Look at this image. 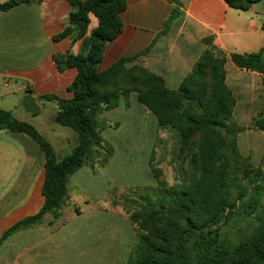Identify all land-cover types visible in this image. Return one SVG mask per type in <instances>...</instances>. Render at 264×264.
I'll return each mask as SVG.
<instances>
[{
    "label": "crops",
    "instance_id": "obj_1",
    "mask_svg": "<svg viewBox=\"0 0 264 264\" xmlns=\"http://www.w3.org/2000/svg\"><path fill=\"white\" fill-rule=\"evenodd\" d=\"M178 1L180 15L169 20L176 6L168 0H126L120 14L121 33L106 44L98 72L108 70L122 58L136 56L127 67L140 66L161 77L167 89L177 90L206 50L203 39L211 37L212 46L225 54L224 84L235 99L233 121L238 127L249 128L258 114H264L263 76L238 68L230 54L264 49V0L247 11L230 8L224 0ZM70 11L65 0H25L0 10V110L34 126L52 145L58 159L70 154L77 145V136L69 128L53 124L56 105L38 97L55 94L70 99L74 95L68 87L77 70L69 67L60 71L54 61L57 56L82 51V40L76 39V33L54 40L68 25ZM89 19L87 35L97 26L92 14ZM262 58L264 61V51ZM27 95L40 108L37 115L24 111L22 101ZM127 99L121 98L114 109H146L138 103L136 93H130ZM254 139L263 146L258 151L252 144ZM237 141L242 155L251 157L255 167L264 168V132L248 129L237 135ZM44 165L43 152L28 135L0 129V237L42 208ZM98 171L85 165L71 175L68 198L57 216L48 213L39 224L9 235L0 243V264L99 263V255L94 254L101 233L97 220L101 209L111 215L109 198L104 202L108 208L95 209V199L79 181Z\"/></svg>",
    "mask_w": 264,
    "mask_h": 264
},
{
    "label": "trees",
    "instance_id": "obj_2",
    "mask_svg": "<svg viewBox=\"0 0 264 264\" xmlns=\"http://www.w3.org/2000/svg\"><path fill=\"white\" fill-rule=\"evenodd\" d=\"M65 1L71 6L68 25L54 40L76 33V39L82 40V51L77 55L69 53L57 56L54 61L60 71L69 67L77 70L76 77L68 87L74 95L70 99H64L55 94H46L39 96L38 100L56 105L54 124L71 128L78 137V144L69 155L58 159L52 145L34 126L15 119L11 112L0 110V129L28 135L45 158L42 208L36 215L24 218L6 230L0 237V243L18 230L39 224L48 213L56 217L68 198L67 184L70 176L85 165L97 170L109 161L112 149L101 136V128L105 124L99 117L116 108L120 99H127L130 93H136L138 103L155 117L157 129L171 125L179 130L183 141L198 132L212 133L216 128H221L231 138V154L239 156L235 145L236 135L248 129L264 132V114H258L249 128L238 127L234 123L232 112L235 99L224 84L225 54L212 46L211 37L203 39L207 48L192 73L177 90H169L161 77L140 66L127 67L136 56L122 58L108 70H97L106 44L121 33L120 14L126 8V0ZM168 1L176 6L169 18L173 20L180 15L177 9L180 3L178 0ZM224 1L230 8L247 11L261 0ZM22 2L25 0H8L0 3V10L11 9ZM90 14L97 19V26L87 35ZM263 51L264 49L249 54L232 53L230 58L238 68L261 74L264 87ZM221 142L223 139L220 136L212 146ZM211 144L207 148H211ZM206 153L205 155L210 154ZM93 157L99 159L98 163H88ZM214 184L221 189L224 185L223 178L215 177ZM231 188L235 192L233 199L227 198V192L223 193L221 198H217L210 216L201 218L197 214L196 219L187 214L191 208L187 204L189 198L186 193L173 189L163 192V199L160 198L158 207L169 217L180 219L193 235L192 264H264V215L257 216L254 234L233 250L226 248L220 241V229L227 225L233 215L253 216L259 211L264 214V168L246 165L240 180H233ZM156 202L157 200L146 203L144 210L152 213ZM190 203L192 207L195 206L191 200ZM135 215L139 216L135 219L142 218L141 214ZM128 220L131 224L136 223L133 217ZM139 224V229H142L140 221ZM151 248L150 242L142 236L133 247V258L129 264H162L154 259ZM181 264L189 263L181 259Z\"/></svg>",
    "mask_w": 264,
    "mask_h": 264
},
{
    "label": "rangeland",
    "instance_id": "obj_3",
    "mask_svg": "<svg viewBox=\"0 0 264 264\" xmlns=\"http://www.w3.org/2000/svg\"><path fill=\"white\" fill-rule=\"evenodd\" d=\"M42 112L48 114V110ZM99 118H103L105 124L99 126H102L101 136L111 147L112 156L93 177L79 179L86 185L85 192L95 199L92 201L95 209L108 208L109 204L111 210L109 215L101 209L97 220L101 233L99 249L96 247L94 252L95 256L99 255V263L95 260V264H113L114 260L115 264H129L133 258V247L142 236L150 242L154 259L162 264H181V259L192 264L193 235L180 219L169 217L158 207L163 199L161 196L172 189L186 193L195 204V208L192 207L188 199L191 211L187 214L193 219L197 218V214L201 218L210 216L217 198H221L223 193L227 192V198L233 199L232 181L240 180L246 165L257 168L252 164L251 157L240 152L237 135L235 145L239 156L231 154V138L221 128L212 133L198 132L183 141L179 130L171 125L157 129L155 119L146 109L125 110L119 107ZM220 136L223 142L212 146ZM67 137L71 138V135ZM209 143H212L211 148H207ZM252 144L257 151L263 147L260 140L254 139ZM98 161L97 157H93L88 163L96 164ZM215 177L223 178L221 189L215 187ZM108 198V204L104 205ZM156 200L152 213L144 210L146 203ZM261 213L233 215L220 229L221 244L233 250L246 241L254 234L257 216L264 215ZM135 214H141L142 218L135 219L139 218ZM131 217L136 223L129 222ZM139 221L142 229H139Z\"/></svg>",
    "mask_w": 264,
    "mask_h": 264
},
{
    "label": "water",
    "instance_id": "obj_4",
    "mask_svg": "<svg viewBox=\"0 0 264 264\" xmlns=\"http://www.w3.org/2000/svg\"><path fill=\"white\" fill-rule=\"evenodd\" d=\"M22 106L24 108V111L29 114H36L40 111V108L38 107L37 103L30 95L24 97L22 101Z\"/></svg>",
    "mask_w": 264,
    "mask_h": 264
},
{
    "label": "bare ground",
    "instance_id": "obj_5",
    "mask_svg": "<svg viewBox=\"0 0 264 264\" xmlns=\"http://www.w3.org/2000/svg\"><path fill=\"white\" fill-rule=\"evenodd\" d=\"M140 132V131H139ZM124 139V138H123ZM128 142V141H127ZM126 143V142H125Z\"/></svg>",
    "mask_w": 264,
    "mask_h": 264
}]
</instances>
